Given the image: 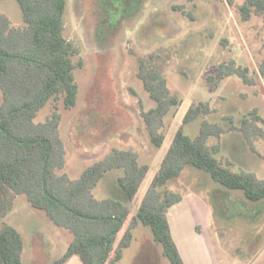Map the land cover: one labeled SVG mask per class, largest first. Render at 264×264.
Returning a JSON list of instances; mask_svg holds the SVG:
<instances>
[{"label": "rangeland", "instance_id": "1", "mask_svg": "<svg viewBox=\"0 0 264 264\" xmlns=\"http://www.w3.org/2000/svg\"><path fill=\"white\" fill-rule=\"evenodd\" d=\"M179 6L185 13L175 8ZM0 10L15 26H24L17 0H0ZM65 19V36L79 45L85 66L75 73L80 88L77 106L72 110L60 108V131L67 150L63 173L78 179L113 149L135 150L140 163L149 168L132 201L119 186L122 170L109 172L98 183L93 190L96 199L121 200L135 213L181 128L194 138L205 119L228 128L226 117H233L238 126L256 109L264 130V77L259 73L264 59L262 19L254 17L243 23L235 10L220 0H68ZM154 52L164 55L168 87L181 99L165 118V141L160 147L151 141L141 116L142 108L149 111L156 103L137 76L138 59ZM231 59L249 67L257 84L246 85L233 76L216 91L209 87L206 77L215 75L218 66ZM201 102H208L215 113L184 125L190 107ZM52 113L49 104L36 122L44 123ZM219 142V159L231 162L236 171L264 179V138L254 144L257 153L237 131L227 132L220 140L209 139L210 145ZM168 188L183 197L170 210V222L188 261L206 264L208 256L214 264H264V200L250 201L242 191L228 189L192 166ZM6 221L24 238V264H53L73 239L43 211L32 208L24 195L17 196ZM194 222L201 227H194ZM140 226L135 231L136 241L124 251L120 264H141L140 258L146 253L155 256V264H169L159 252L162 247L151 244V229ZM34 249L33 261L29 255ZM74 260L82 264L78 256Z\"/></svg>", "mask_w": 264, "mask_h": 264}, {"label": "trees", "instance_id": "2", "mask_svg": "<svg viewBox=\"0 0 264 264\" xmlns=\"http://www.w3.org/2000/svg\"><path fill=\"white\" fill-rule=\"evenodd\" d=\"M235 10L241 22L254 17L264 22V0H220ZM23 13L24 26H15L0 10V264H24L25 242L17 228L6 221L14 210L17 196L24 195L29 205L43 211L57 226L72 236L65 254L53 264H67L78 256L82 264H120L124 251L131 247L134 230L149 227L154 242L161 246L169 264H185L173 238L169 210L182 202L180 193L168 184L178 179L186 167L206 172L213 181L232 190H240L253 202L264 200V179L247 171H236L232 163L219 159L220 140L227 132L244 135L249 147L257 153L255 142L264 138L263 122L255 109L236 126L233 117L222 123L204 120L198 135H186L181 128L152 179L141 205L133 213L129 204L117 199L98 200L93 190L111 171L122 170L119 186L126 198L134 199L148 174V166L140 163L133 149H113L103 159L87 167L78 179L63 171L67 150L61 136V105L74 109L80 88L76 71L85 61L81 48L65 36L68 0H17ZM184 12V7H175ZM138 78L156 103L141 116L153 144L165 141V118L181 104L178 93L168 87L164 74V55L154 52L138 59ZM259 73L264 77V59ZM238 77L246 85H256L249 67L234 59L221 63L206 84L215 91L221 83ZM52 104L53 113L44 123H37L40 111ZM208 102L194 103L183 124L215 113Z\"/></svg>", "mask_w": 264, "mask_h": 264}, {"label": "crops", "instance_id": "3", "mask_svg": "<svg viewBox=\"0 0 264 264\" xmlns=\"http://www.w3.org/2000/svg\"><path fill=\"white\" fill-rule=\"evenodd\" d=\"M147 191V190H146ZM146 191H145V194H146ZM145 194L143 195V197H142V199H141V202H142V200H143V198H144V196H145ZM183 201V200H182ZM141 204V203H140ZM180 204V203H179ZM179 204H177V205H175L174 207H172L171 209H174L175 207H177ZM170 209V210H171ZM170 210H169V212H168V218H169V222H170ZM138 211V210H137ZM136 211V212H137ZM135 212V213H136ZM194 225V227L196 226L198 229L201 227L200 226V224L198 223H193ZM170 226H171V222H170ZM140 227L141 226H139V227H137L135 230H134V235H135V231H138V229H140ZM171 230H172V228H171ZM140 231V230H139ZM202 234V233H201ZM172 235H173V233H172ZM141 237L142 238H144V234H142L141 235ZM173 238H174V236H173ZM134 240V239H133ZM174 240H175V242H176V244H177V247H178V249H179V251H180V254H181V256H182V258H183V260H184V263L185 264H192V261H188V258H186V256H185V254L183 253V250H182V248H181V246L179 245V243L176 241V239L174 238ZM136 241V239L133 241V242H135ZM150 241H151V244L152 243H154L155 245H157L155 242H154V239H153V234H152V236H150ZM204 241V240H203ZM70 244V243H69ZM132 245H133V243H132ZM131 245V246H132ZM69 246V245H68ZM189 247H191V246H189ZM68 248V247H67ZM205 249V248H204ZM195 250V249H194ZM35 249L33 250V252L29 255V258L30 259H32L33 261L34 260H36L35 259V257H36V255H35ZM159 252L161 253V255L164 257V255H163V249H162V251L161 250H159ZM205 252H206V250H205ZM187 255H188V252H187ZM189 257H190V255H188ZM75 257V256H74ZM74 257L72 258V259H70L68 262H67V264H77L76 262H75V260H74ZM167 259V258H166ZM23 260H24V256H23ZM156 260V258H155V256L152 254V253H146V254H144V255H142L141 256V258H140V261H141V264H145L146 262H149L150 264H155V261ZM81 261V260H80ZM168 261V260H167ZM209 262H210V264H214V262H213V260L211 259V261H210V259L208 258V256H207V259H206V264H209ZM82 263V262H81ZM168 263H169V261H168Z\"/></svg>", "mask_w": 264, "mask_h": 264}]
</instances>
